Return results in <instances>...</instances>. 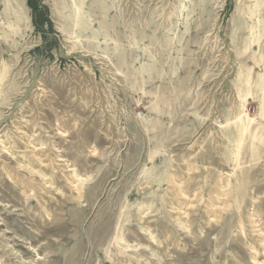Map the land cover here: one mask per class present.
I'll use <instances>...</instances> for the list:
<instances>
[{"label":"rangeland","instance_id":"1","mask_svg":"<svg viewBox=\"0 0 264 264\" xmlns=\"http://www.w3.org/2000/svg\"><path fill=\"white\" fill-rule=\"evenodd\" d=\"M0 264H264V0H0Z\"/></svg>","mask_w":264,"mask_h":264},{"label":"trees","instance_id":"2","mask_svg":"<svg viewBox=\"0 0 264 264\" xmlns=\"http://www.w3.org/2000/svg\"><path fill=\"white\" fill-rule=\"evenodd\" d=\"M34 8V6H32Z\"/></svg>","mask_w":264,"mask_h":264}]
</instances>
